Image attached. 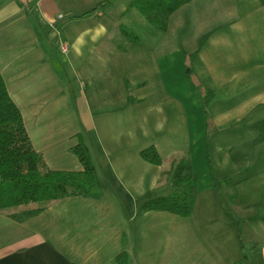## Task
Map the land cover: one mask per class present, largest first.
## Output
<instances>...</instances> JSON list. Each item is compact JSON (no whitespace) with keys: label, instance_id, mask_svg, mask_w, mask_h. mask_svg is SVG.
<instances>
[{"label":"crops","instance_id":"1","mask_svg":"<svg viewBox=\"0 0 264 264\" xmlns=\"http://www.w3.org/2000/svg\"><path fill=\"white\" fill-rule=\"evenodd\" d=\"M65 1L0 0V70L11 96L21 108L33 145L48 167L80 171L83 165L71 147L79 141L77 134L84 135L83 126L96 135L98 125L85 121L86 114L80 116L82 113L76 103L71 111L68 94L64 95L62 90L55 92L53 85L48 84L62 77V64L51 58L47 65L44 58L39 59L38 33L40 31L43 37L44 32L51 30L48 25L56 24L71 44L67 65H73L78 73L91 57L112 60L117 56L100 52L117 53L120 49L116 43L105 42L111 31L101 11L97 12L98 18L92 20L95 12L84 14L86 6L79 11L80 4L65 6ZM189 4H193L192 9ZM187 8L194 23V12L197 15L198 10L205 11L208 25L205 32L199 33L196 44L189 49H179V53L185 52L184 58L188 56L184 61L191 64V73L203 86L206 96L203 120L207 121L210 116L214 123L213 129H208V140L220 138L228 140V144L232 142L233 147L238 143L253 147L250 159L244 160L248 174L238 184L237 206L246 210L248 216H234L240 220V225L244 219H252L258 236L255 241L263 243L264 255V0H193L173 15ZM37 11L45 15L41 23L35 18ZM128 14L129 11L121 20ZM24 19L34 21L28 23ZM13 24L16 35L10 33ZM178 38L180 40V36ZM132 45L127 46L128 51ZM165 64L163 60L157 62V74H163V90L168 66ZM127 77L121 81L123 105H127ZM147 79L137 89L142 90L143 99L150 95V79ZM180 105L178 102L181 108ZM186 114H190L188 110ZM191 120L197 119L193 116ZM99 136L102 139L98 142L92 136H84V140L92 153L102 191L66 197L24 222L0 213V264H176V260H180V253L176 257V247L173 262L154 246L162 234L167 233L166 239L178 234L176 230L162 231L160 227H170L175 221L146 218L158 210L139 212L137 219L131 217L132 213L126 214L124 195L136 199L139 205L150 198L151 193L161 190L157 187L159 170L141 154L130 163L123 160L121 154L116 155L120 151L117 142L105 140L101 133ZM125 164L136 165L139 172L131 176L130 170H124ZM151 176L153 181L148 178ZM246 194L252 196L249 202L245 201ZM241 202L246 207L240 205Z\"/></svg>","mask_w":264,"mask_h":264},{"label":"rangeland","instance_id":"2","mask_svg":"<svg viewBox=\"0 0 264 264\" xmlns=\"http://www.w3.org/2000/svg\"><path fill=\"white\" fill-rule=\"evenodd\" d=\"M132 1L86 0L85 3V0H66L63 2L65 6L80 4L79 11L86 6L87 10L84 14L96 13L92 20H96L97 12L101 11L111 31L105 42L116 43L120 51L100 52L116 55L117 58L112 60L109 58L105 61L103 58L93 56L78 73L73 65H67L71 50L70 42L56 24L48 25L51 28L48 33L44 32L43 37L40 31L38 33L39 59L44 58V64L47 61V65L51 58L62 64V77L48 84L53 85L55 92L62 90L64 95L68 94V107L71 111L72 105L76 103L82 113L80 116L86 114L85 121L97 123L96 135H93L94 133L87 126H83L84 135L81 134L83 138L92 136L98 142L102 139L99 134L105 135V140L117 142L116 144L119 145L120 151L116 155L121 154L120 158L129 163L135 157H141L140 152L143 148L150 145L159 148L163 163L152 164L156 166V170H159L157 187L161 190L151 193L150 198L168 195L176 189L173 181L175 162L187 159L192 163L199 177V193L194 211L189 216H181L169 211H154L146 216L150 220L175 221L170 227L160 226L163 228L162 231L176 230L175 232L178 233L170 235L172 238L167 237V239L164 237L167 233L159 236L157 239L159 242L154 243V246L160 254H166V258L174 262V247H176V257L180 253V260L177 259L176 264H234L242 256L241 242L249 243L258 237L251 218L244 219L240 225V220L235 217L248 216L246 210L243 211L237 206L240 201L238 184L243 181V176L248 174L246 169L248 164L244 160L250 159L253 147L239 143L233 147L232 142L228 144V140L220 138L208 140V131L213 129L214 123L209 119L210 116L207 121L203 120L206 117L204 106L206 96L203 86L198 82L196 75L191 73L189 68L191 64L184 61L188 56L184 58L185 52L179 53V49H189L190 45L196 44L199 33L205 32L207 25L205 11L198 10L197 15L194 12L196 23L190 19L189 8L179 11L178 15H173L174 12L168 29L162 31L151 24L139 9L130 8ZM102 2H105L104 6ZM189 6L193 8V4ZM128 11L127 18L122 21V16ZM34 13L37 22L41 23L45 15L41 11ZM24 20L34 21V19ZM89 22L90 20L87 21ZM54 25L56 28L53 27ZM124 28L137 35L138 40L135 41L132 36L130 37L134 41L129 39L124 33ZM10 33L16 35L14 24ZM10 39L13 37L11 36ZM131 44L133 45L128 51L127 46ZM187 54L191 55L189 51ZM161 60L168 65L165 67L164 90L163 74L162 72L157 74V62ZM148 66L150 68H147ZM168 70L171 72L168 73ZM128 73L133 76L127 77ZM80 74L85 76V79H82ZM145 75L149 77L151 86L148 90L150 95L143 99V96H140L142 90L137 91V89L147 82L148 77ZM126 77L128 98L127 105L125 103L123 105L124 93L121 81ZM178 102L179 105L181 103V108ZM186 109L189 115L186 114ZM193 116L196 117V121L191 120ZM238 169L242 171L238 173ZM124 170L126 172L130 170L131 176L139 172L134 164H125ZM148 178L153 181L152 176ZM124 197L127 205L126 214L132 213L131 217L134 219L140 218L138 210L143 203L138 205L136 199L128 195ZM251 197L246 194L245 201L249 202ZM240 205L246 207L244 202ZM168 239L170 243H167Z\"/></svg>","mask_w":264,"mask_h":264},{"label":"trees","instance_id":"3","mask_svg":"<svg viewBox=\"0 0 264 264\" xmlns=\"http://www.w3.org/2000/svg\"><path fill=\"white\" fill-rule=\"evenodd\" d=\"M190 1L133 0L129 7L139 9L151 24L166 31L172 14ZM123 30L129 39L138 40L139 37L128 28ZM77 135L79 141L71 151L81 161L83 170L48 167L43 155L33 145L21 108L11 96L0 70V213L24 222L66 197L102 191L89 146L81 134ZM140 154L150 163H163L155 145L143 148ZM173 181L176 189L172 193L147 199L139 207V212L158 210L189 216L196 207L199 193V177L189 160L175 162ZM241 251V258L234 264H264L262 242H241Z\"/></svg>","mask_w":264,"mask_h":264},{"label":"built area","instance_id":"4","mask_svg":"<svg viewBox=\"0 0 264 264\" xmlns=\"http://www.w3.org/2000/svg\"><path fill=\"white\" fill-rule=\"evenodd\" d=\"M36 1H40V0H36ZM64 50H65V46H63ZM66 51V50H65Z\"/></svg>","mask_w":264,"mask_h":264}]
</instances>
